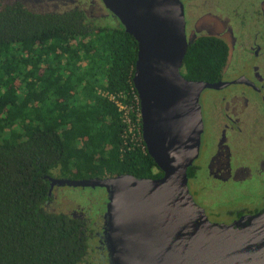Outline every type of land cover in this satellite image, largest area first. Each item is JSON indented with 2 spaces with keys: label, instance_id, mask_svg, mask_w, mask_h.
<instances>
[{
  "label": "trees",
  "instance_id": "obj_1",
  "mask_svg": "<svg viewBox=\"0 0 264 264\" xmlns=\"http://www.w3.org/2000/svg\"><path fill=\"white\" fill-rule=\"evenodd\" d=\"M38 15L15 6L0 12V264H85L87 227L102 221L106 195L92 216L101 195L77 202L64 193L86 222L53 200L49 179L156 180L162 172L102 95L121 93L124 104L133 97V38L118 21L93 24L77 11ZM223 62L221 42L199 38L181 75L211 83Z\"/></svg>",
  "mask_w": 264,
  "mask_h": 264
},
{
  "label": "water",
  "instance_id": "obj_2",
  "mask_svg": "<svg viewBox=\"0 0 264 264\" xmlns=\"http://www.w3.org/2000/svg\"><path fill=\"white\" fill-rule=\"evenodd\" d=\"M101 1L136 42L132 86L142 141L162 177L50 178L49 195L55 186L105 190L110 264H264V211L244 217L237 228L217 225L189 193L187 169L202 132L199 96L219 86L181 75L193 40L186 38L180 0Z\"/></svg>",
  "mask_w": 264,
  "mask_h": 264
},
{
  "label": "flooded vegetation",
  "instance_id": "obj_3",
  "mask_svg": "<svg viewBox=\"0 0 264 264\" xmlns=\"http://www.w3.org/2000/svg\"><path fill=\"white\" fill-rule=\"evenodd\" d=\"M180 2L186 38L192 43L217 39L224 52L215 81L207 83L219 87L204 89L199 96L202 132L198 156L187 169L189 193L211 223L237 228L244 217L264 211V0ZM14 6L38 16L77 11L93 24L105 19L117 22L101 0H0V12ZM64 189L55 186L50 196L74 218L87 222L83 208L66 206L70 203ZM222 192L261 200L222 208L224 198L210 201V195ZM212 203L219 208L213 211ZM104 213L102 221H89L92 243L85 264H110Z\"/></svg>",
  "mask_w": 264,
  "mask_h": 264
},
{
  "label": "rangeland",
  "instance_id": "obj_4",
  "mask_svg": "<svg viewBox=\"0 0 264 264\" xmlns=\"http://www.w3.org/2000/svg\"><path fill=\"white\" fill-rule=\"evenodd\" d=\"M101 24L103 25H111L113 24L111 20H102L100 22ZM98 24V23H97ZM64 193L67 194L70 198H72L74 201H80V202H85L86 200H90L92 199V197H98L101 195V199L103 200H98V202L96 201L94 204H93V211H92V216L95 215V214H98L99 212H102L103 210V207H102V203L104 202V197H102V194H104L105 192H103V190L101 189H95V190H91V189H85V190H82L81 188H78L76 189L75 191H73L72 189H69V188H65L64 190ZM251 197V200L248 199V198H243L242 195L240 193H237V192H222V193H216V194H212L210 195V201L211 202H217V198H224L225 200H227V202H223L221 204V207L222 208H225L226 206H230V205H242V204H246L248 203L249 205H253V204H256L259 202V200H261L260 197H258L256 199L255 196H250ZM66 200V199H65ZM223 200V199H222ZM216 204L215 203H212V209L213 211L214 210H217V208L219 207H215ZM91 216V217H92ZM211 217V215H209Z\"/></svg>",
  "mask_w": 264,
  "mask_h": 264
},
{
  "label": "built area",
  "instance_id": "obj_5",
  "mask_svg": "<svg viewBox=\"0 0 264 264\" xmlns=\"http://www.w3.org/2000/svg\"><path fill=\"white\" fill-rule=\"evenodd\" d=\"M133 97L130 102L124 104L126 96L119 94H102L107 100L118 107L121 112L122 121L127 127L128 133L132 136V140L141 146L142 134H141V118H140V105L136 92L134 91Z\"/></svg>",
  "mask_w": 264,
  "mask_h": 264
}]
</instances>
